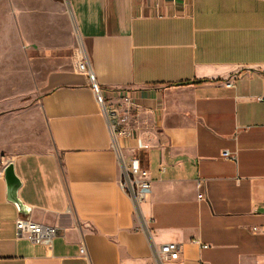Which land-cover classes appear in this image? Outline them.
Returning a JSON list of instances; mask_svg holds the SVG:
<instances>
[{
    "label": "crops",
    "instance_id": "obj_1",
    "mask_svg": "<svg viewBox=\"0 0 264 264\" xmlns=\"http://www.w3.org/2000/svg\"><path fill=\"white\" fill-rule=\"evenodd\" d=\"M50 1L69 8V59L41 87L50 146L0 142V264H160L170 243L183 264H264V0ZM79 39L109 105L134 98L119 146L150 174L140 216ZM20 218L55 227L52 247L19 239Z\"/></svg>",
    "mask_w": 264,
    "mask_h": 264
},
{
    "label": "rangeland",
    "instance_id": "obj_2",
    "mask_svg": "<svg viewBox=\"0 0 264 264\" xmlns=\"http://www.w3.org/2000/svg\"><path fill=\"white\" fill-rule=\"evenodd\" d=\"M64 5L0 0V142L23 141L27 150L50 146L39 102L48 73L69 59Z\"/></svg>",
    "mask_w": 264,
    "mask_h": 264
},
{
    "label": "built area",
    "instance_id": "obj_3",
    "mask_svg": "<svg viewBox=\"0 0 264 264\" xmlns=\"http://www.w3.org/2000/svg\"><path fill=\"white\" fill-rule=\"evenodd\" d=\"M74 70L76 73L85 75L89 78L91 88L97 97L102 114L109 124L113 136L120 167L119 186L131 199L136 214L140 216L142 215L141 206L152 191L150 174L143 166L140 159L134 155H124L119 146L120 138H132L133 136L131 131L125 128L124 122H126L131 115L130 109L134 106V98L132 95L124 96V111L121 115L118 108L115 109L109 105L104 97L103 90L94 77L81 40L74 54ZM258 101L264 102V96L259 97ZM222 156L224 159L230 161H237L238 159L237 153H232L230 151H223ZM199 199L202 200L203 197L199 196ZM16 229L19 239H26L32 244L44 245L46 247H52L55 238L58 236V230L55 227L45 226L26 218H20L17 221ZM254 231H257V229H254ZM206 248L207 247H205V249ZM156 259L160 264H183L181 262L180 245L176 243L162 245L160 249L156 250Z\"/></svg>",
    "mask_w": 264,
    "mask_h": 264
},
{
    "label": "water",
    "instance_id": "obj_4",
    "mask_svg": "<svg viewBox=\"0 0 264 264\" xmlns=\"http://www.w3.org/2000/svg\"><path fill=\"white\" fill-rule=\"evenodd\" d=\"M6 175H7V181H8L11 197L19 205V207L24 211L23 205L19 201H17V199L15 198V194H16L19 184L17 180L15 179L12 167H9L7 169ZM25 213H27L26 210H25Z\"/></svg>",
    "mask_w": 264,
    "mask_h": 264
},
{
    "label": "trees",
    "instance_id": "obj_5",
    "mask_svg": "<svg viewBox=\"0 0 264 264\" xmlns=\"http://www.w3.org/2000/svg\"><path fill=\"white\" fill-rule=\"evenodd\" d=\"M56 1H63V0H56ZM198 83H201V82H194L192 84H198ZM186 84H188V83H186Z\"/></svg>",
    "mask_w": 264,
    "mask_h": 264
}]
</instances>
